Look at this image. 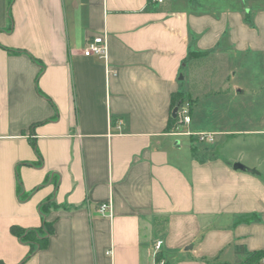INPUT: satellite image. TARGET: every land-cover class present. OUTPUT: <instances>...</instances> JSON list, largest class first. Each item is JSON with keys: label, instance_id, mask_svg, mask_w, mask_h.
<instances>
[{"label": "crops", "instance_id": "0c3cea01", "mask_svg": "<svg viewBox=\"0 0 264 264\" xmlns=\"http://www.w3.org/2000/svg\"><path fill=\"white\" fill-rule=\"evenodd\" d=\"M153 3L0 0V264H242L236 246L264 251V0ZM98 36L105 58L84 56ZM218 60L228 78L200 89L195 67ZM181 92L191 123L171 130ZM244 97L246 114L215 115ZM180 130L215 142L182 150ZM43 220L52 233L27 258L11 228Z\"/></svg>", "mask_w": 264, "mask_h": 264}, {"label": "rangeland", "instance_id": "374dc122", "mask_svg": "<svg viewBox=\"0 0 264 264\" xmlns=\"http://www.w3.org/2000/svg\"><path fill=\"white\" fill-rule=\"evenodd\" d=\"M217 66H219L218 68L213 67L211 62H207L206 64H203L199 69L197 67H195L197 70L196 75H197V80L199 81L198 83V87H200V89H208V88H212L215 89L216 92H218L220 89V84H218V82L223 81L225 82L226 79L228 78L227 72L225 70V68L223 67V61L218 60L216 62ZM190 72V71H189ZM189 76L190 74L185 70L183 72V77H187V75ZM184 82H186V80H184ZM232 84H237L240 86V82L238 79V76L235 80L231 81ZM184 91H186V88L184 89ZM181 94H185L186 99L181 102L180 104H177L176 107H178L179 105H182L183 103H187L188 107L190 109V113H191V109H192V104H193V96H188L186 93L181 92ZM249 101L248 98L244 97V98H238V99H234L233 101H225V100H220L217 102L216 104V109H218V112L215 113V115H222L224 114L226 111L233 109L234 113H231V116H236L240 117L244 114L247 113V108L245 107L247 102ZM226 107V109L224 108ZM193 124L197 125L200 127V129L203 131V129H208L207 123L205 121V119L201 116V115H194L193 117ZM172 127H174V124L171 126V130ZM181 141V148L182 150H190L191 147V142H193L195 144L194 141H191L190 137H180L179 139ZM178 140V141H179Z\"/></svg>", "mask_w": 264, "mask_h": 264}, {"label": "trees", "instance_id": "16d2710c", "mask_svg": "<svg viewBox=\"0 0 264 264\" xmlns=\"http://www.w3.org/2000/svg\"><path fill=\"white\" fill-rule=\"evenodd\" d=\"M149 4L146 6V8L144 9L145 11H151L154 10V3L152 0H148ZM204 53L202 52H191L189 53V60H192L193 58H198L200 56H202ZM186 99L185 94H181V93H177L175 95L172 96V108H175L177 106V104H180L181 102H183ZM177 119L172 118L170 119L169 122V128L171 129V126L174 124V126L176 125ZM174 128V127H172ZM32 146L35 149L36 154L37 149L35 144L32 142ZM192 153H194V148L192 147ZM18 190L20 191V181L18 179ZM48 207L42 205L41 206V215L44 217V215L46 214V212L48 211ZM11 232L14 236H16L18 239H20L22 242L27 243L31 246V252L28 254L27 258L30 257L35 248L41 249L42 247H44L45 244V236L50 235L52 233V227L51 224L49 222H46L45 220H43V224L40 228L38 229H34V230H23V229H19L17 227H12L11 228ZM235 250L237 253H242L244 254L245 258L242 264H255L259 261H261L262 259H264V251H260V252H247L246 250H243L240 246H236ZM212 263V262H211Z\"/></svg>", "mask_w": 264, "mask_h": 264}, {"label": "built area", "instance_id": "2783aa9c", "mask_svg": "<svg viewBox=\"0 0 264 264\" xmlns=\"http://www.w3.org/2000/svg\"><path fill=\"white\" fill-rule=\"evenodd\" d=\"M154 2H161V0H153ZM106 53V43L103 37L98 36L94 37L87 42V46L84 50V56L87 57H96L98 59H104ZM176 126L179 128H185L191 123V113L187 103H183L177 107L176 111ZM176 135H183L190 138H193L197 143L212 145L215 142V134L208 132H198L192 133L187 130H180L175 132ZM111 212V204L103 203L98 206V213L100 215H105ZM163 245V241L158 239L154 242L152 247L153 257H156ZM261 261L264 262V259ZM164 264V262H160Z\"/></svg>", "mask_w": 264, "mask_h": 264}, {"label": "water", "instance_id": "95a60500", "mask_svg": "<svg viewBox=\"0 0 264 264\" xmlns=\"http://www.w3.org/2000/svg\"><path fill=\"white\" fill-rule=\"evenodd\" d=\"M176 111H177V107H175V108L173 109V111H172V117H173V118L176 117ZM236 166L240 167L239 165H236ZM244 169H245L246 171L251 172V170H248V169H246V168H244Z\"/></svg>", "mask_w": 264, "mask_h": 264}]
</instances>
